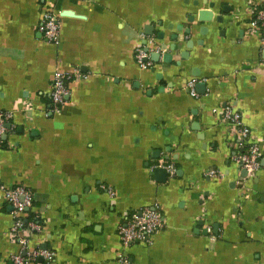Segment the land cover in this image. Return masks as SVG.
I'll use <instances>...</instances> for the list:
<instances>
[{"label":"crops","instance_id":"obj_1","mask_svg":"<svg viewBox=\"0 0 264 264\" xmlns=\"http://www.w3.org/2000/svg\"><path fill=\"white\" fill-rule=\"evenodd\" d=\"M250 5L264 0H0V112L13 113L0 147V264L21 251L2 193L17 186L33 197L25 219L41 225L27 249L53 252L50 264H264V48ZM200 9L212 19L198 22ZM48 10L60 14L57 43L40 31ZM146 41L166 47L149 71L134 56ZM74 70L55 113L53 75ZM226 107L261 154L242 183ZM144 208L163 227L125 249L118 228Z\"/></svg>","mask_w":264,"mask_h":264},{"label":"built area","instance_id":"obj_2","mask_svg":"<svg viewBox=\"0 0 264 264\" xmlns=\"http://www.w3.org/2000/svg\"><path fill=\"white\" fill-rule=\"evenodd\" d=\"M248 11L253 14L251 23L254 34L262 37V47L264 48V6L255 8L253 5L248 7ZM59 12L48 10L43 13L40 31L44 38L51 43H57L60 37L59 32ZM144 47L135 50V60L140 69L149 71L154 67L150 60V54L155 53L159 48L152 41H146ZM81 74L78 70L63 72L56 71L52 78V89L50 94L52 111L58 113L69 94L68 85L74 80L80 79ZM196 81L187 83L188 90L193 97H198L195 91ZM13 119L12 112H0V147L4 144V136L8 131L6 125ZM222 122L231 124L237 131L239 137V153L233 160L239 170L246 173L245 177H240V183L252 177L260 168L261 154L256 143L250 142V130L245 125L241 114L230 107L222 111ZM169 175H173L174 167L166 166ZM209 178H222L223 175L215 170L206 173ZM2 193L6 202L13 209L12 217L14 223L11 227V239L18 242L21 251L10 258L11 264H34L38 259H42L47 264L53 262L55 254L44 249L29 251L27 248L29 238L41 230V225L35 220L25 219L26 211L32 207L33 197L31 192L22 187L14 188L2 187ZM108 193L112 194L109 190ZM163 227V218L157 208H144L139 212L132 213L118 228V236L123 248L127 249L136 243L150 245L152 237ZM121 263H126L125 257H120Z\"/></svg>","mask_w":264,"mask_h":264},{"label":"water","instance_id":"obj_3","mask_svg":"<svg viewBox=\"0 0 264 264\" xmlns=\"http://www.w3.org/2000/svg\"><path fill=\"white\" fill-rule=\"evenodd\" d=\"M64 14H66V15H70V14H72V13H69V12H66V13H64ZM212 17H213V15H212V13L211 12H208V11H204V9H200V11H199V13H198V22H206V21H210L211 19H212ZM216 20H219L218 18L216 19ZM192 22H193V19H192ZM190 34V30H186V31H184V35H186V36H188ZM172 40L174 41V45L172 46V47H170V50L173 52V51H176L177 50V35L175 34V35H173V37H172ZM147 43H145V45H146ZM192 46V44H191V42L189 41V42H187L186 43V47L187 48H190ZM160 50H162V51H164V50H166V47L165 46H159L158 47ZM186 53H183L182 54V59H184L185 57H186V55H185ZM151 57H152V59L154 60H156L159 56L158 55H156V53H153L152 55H151ZM163 60H164V62H166V63H171L172 62V54L171 53H169V54H166V55H164V57H163ZM160 176V180H159V182H165L166 181V179H167V172L165 171V169H162V168H157V169H155V171H154V176ZM242 175L243 176H246V173L245 172H243L242 173ZM41 261V260H40Z\"/></svg>","mask_w":264,"mask_h":264}]
</instances>
